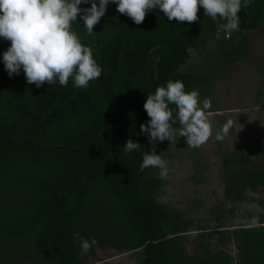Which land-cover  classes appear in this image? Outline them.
I'll use <instances>...</instances> for the list:
<instances>
[{
    "label": "trees",
    "instance_id": "trees-1",
    "mask_svg": "<svg viewBox=\"0 0 264 264\" xmlns=\"http://www.w3.org/2000/svg\"><path fill=\"white\" fill-rule=\"evenodd\" d=\"M263 19L264 0H0V264H91L97 249L264 264V201L256 222L199 232L191 251L193 222L156 198L165 146L211 86L192 52L212 42L221 63L244 60ZM243 161L221 159L231 203L264 188V165Z\"/></svg>",
    "mask_w": 264,
    "mask_h": 264
},
{
    "label": "rangeland",
    "instance_id": "rangeland-1",
    "mask_svg": "<svg viewBox=\"0 0 264 264\" xmlns=\"http://www.w3.org/2000/svg\"><path fill=\"white\" fill-rule=\"evenodd\" d=\"M245 35L250 43L248 55L230 66L218 60L212 42L205 47V56L192 52L189 65L197 63L200 75L210 78L211 86L199 84V93L184 115L182 134L166 144L158 162L162 163L157 171L164 184L156 198L193 222L185 240L191 251L190 240L195 234L231 232L239 223L256 222L263 210L258 200L264 201V188L247 190L244 200L237 203H231L224 193L230 173L222 166L224 156L239 154L244 158L241 164L252 168L264 165V19ZM217 207L252 216L218 223ZM213 246L219 248L217 241ZM227 250L236 253L233 244ZM96 254L97 260L91 264H137L138 260L134 253L97 249Z\"/></svg>",
    "mask_w": 264,
    "mask_h": 264
}]
</instances>
